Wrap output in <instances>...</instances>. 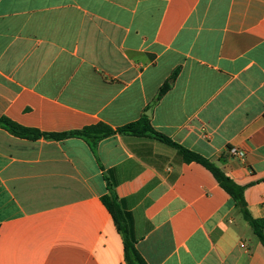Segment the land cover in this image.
<instances>
[{
  "label": "crops",
  "instance_id": "0c3cea01",
  "mask_svg": "<svg viewBox=\"0 0 264 264\" xmlns=\"http://www.w3.org/2000/svg\"><path fill=\"white\" fill-rule=\"evenodd\" d=\"M142 115L264 218V0H0V117L58 134ZM110 195L146 264H264L229 195L173 145L1 127L0 264H127Z\"/></svg>",
  "mask_w": 264,
  "mask_h": 264
},
{
  "label": "trees",
  "instance_id": "16d2710c",
  "mask_svg": "<svg viewBox=\"0 0 264 264\" xmlns=\"http://www.w3.org/2000/svg\"><path fill=\"white\" fill-rule=\"evenodd\" d=\"M177 71H174L172 75L168 78L166 82L160 87L156 99L154 102H157L169 89L170 84L175 79ZM0 127L5 129L11 135L23 138V139H38L40 137H44L47 139L53 140H61L65 138H79L85 141L92 149H95L97 143L109 136L115 134H129L133 136H149L157 139L159 141L165 142L167 144L173 145L178 149V153L182 157V160L190 163L194 162L205 169H207L212 176L214 177L215 181L218 183L220 188H222L232 199L235 206L240 211L243 219L247 222L249 227L251 228L253 234L256 236L258 241L264 247V218H253L250 213L248 212L246 202L244 200V190L245 186H240L232 181L229 177H227L217 166H215L212 162L208 159L200 156L199 154L184 149L172 142L165 136L156 133L149 124L148 118L146 116H141L140 119L136 122L127 124L125 126L112 129L111 127L99 123L95 125L85 126L84 128L72 131V132H63L58 134H45L40 133L37 130L24 128L19 126L7 118L0 117ZM102 202L108 209L109 213L111 214L112 218L114 219L116 225L118 226V230L122 233L123 237V248H124V258L127 264H146L144 260L141 258L139 253L135 248V241L129 238L127 234V230L125 227H121L119 220L117 218V202L113 195L105 196L102 198Z\"/></svg>",
  "mask_w": 264,
  "mask_h": 264
},
{
  "label": "built area",
  "instance_id": "2783aa9c",
  "mask_svg": "<svg viewBox=\"0 0 264 264\" xmlns=\"http://www.w3.org/2000/svg\"><path fill=\"white\" fill-rule=\"evenodd\" d=\"M230 154L234 158L239 159V160H242V158H243V152L242 151H239L237 149H234V148L230 149Z\"/></svg>",
  "mask_w": 264,
  "mask_h": 264
}]
</instances>
